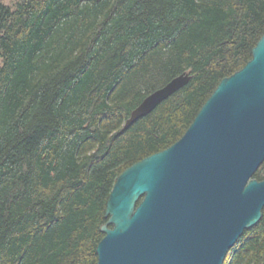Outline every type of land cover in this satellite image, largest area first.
<instances>
[{
    "label": "trees",
    "instance_id": "16d2710c",
    "mask_svg": "<svg viewBox=\"0 0 264 264\" xmlns=\"http://www.w3.org/2000/svg\"><path fill=\"white\" fill-rule=\"evenodd\" d=\"M263 34L264 0L0 2V264H96L117 176L178 140ZM223 264H264V208Z\"/></svg>",
    "mask_w": 264,
    "mask_h": 264
},
{
    "label": "water",
    "instance_id": "95a60500",
    "mask_svg": "<svg viewBox=\"0 0 264 264\" xmlns=\"http://www.w3.org/2000/svg\"><path fill=\"white\" fill-rule=\"evenodd\" d=\"M183 72L150 92L124 129L184 87ZM264 34L223 77L182 136L125 168L109 193L96 264H223L262 217Z\"/></svg>",
    "mask_w": 264,
    "mask_h": 264
},
{
    "label": "rangeland",
    "instance_id": "374dc122",
    "mask_svg": "<svg viewBox=\"0 0 264 264\" xmlns=\"http://www.w3.org/2000/svg\"><path fill=\"white\" fill-rule=\"evenodd\" d=\"M17 0H0V2L6 4V5H9L11 7H14L15 6V3H16Z\"/></svg>",
    "mask_w": 264,
    "mask_h": 264
}]
</instances>
